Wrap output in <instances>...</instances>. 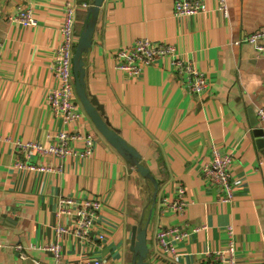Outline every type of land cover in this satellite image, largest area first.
<instances>
[{
  "label": "crops",
  "instance_id": "0c3cea01",
  "mask_svg": "<svg viewBox=\"0 0 264 264\" xmlns=\"http://www.w3.org/2000/svg\"><path fill=\"white\" fill-rule=\"evenodd\" d=\"M93 2L0 0V264H57L47 247L52 243L61 244V262L134 264L132 230L139 224L147 225L151 264H205L231 237L237 264H264V149L254 132L264 128L257 115L264 105V54L242 41L264 27V0H227L228 16L220 0H203V9L184 19L174 16V0L103 1L92 44L82 55L86 89L102 104L103 117L139 152L152 178L107 140L83 106L68 126L48 103L56 84L50 65L66 9L75 7L78 43ZM20 7L32 9L35 26L12 21ZM141 37L177 46L205 72L208 87L190 93L167 58L138 78L117 70L115 53ZM64 130L90 134L91 155H80L81 141L64 156L26 154L19 145L56 144ZM213 143L233 153L238 185L230 202L220 201L224 192L202 172ZM24 156L51 170L19 167ZM180 186L185 212L161 206L163 197L177 198ZM61 196L102 202L92 236L56 232L58 221L70 224L69 217L59 220L56 214ZM174 225L188 236L175 241L172 257L162 251L157 233Z\"/></svg>",
  "mask_w": 264,
  "mask_h": 264
},
{
  "label": "built area",
  "instance_id": "2783aa9c",
  "mask_svg": "<svg viewBox=\"0 0 264 264\" xmlns=\"http://www.w3.org/2000/svg\"><path fill=\"white\" fill-rule=\"evenodd\" d=\"M203 0H174V16L177 19H184L196 14L203 9ZM88 6L87 3H84ZM219 9L228 16L229 10L227 0H220ZM12 21L22 24L25 27L35 26L37 20L31 8L20 7L12 17ZM76 10L75 7H68L64 14L60 32L62 40L54 49L53 60L51 62L52 73L56 79V84L50 88L47 100L50 104L52 114L61 118L68 126L75 123L81 116L82 105L77 97L75 88V78L73 71V56L77 44L75 35ZM242 41H246L254 46L260 54H264V27L246 34ZM167 58L177 75L183 80L186 88L192 94H198L208 87V77L204 71L199 69L191 59H184L178 51L177 46L166 41L153 42V40L141 37L133 44L119 49L115 53V67L119 71L128 73L130 76L138 78L144 69L157 60ZM257 115L264 120V105L257 108ZM56 144L49 146L40 142H19L20 147L26 150V154L39 152L43 154L68 155L75 152L73 142H83L84 149L80 152L82 157H89L93 150V141L90 134L64 130L58 133ZM25 158V156H24ZM233 153L232 151H222L216 143L211 144V158L202 169L203 175L211 182L220 186L223 195L220 201L230 202L235 196V187L238 180L232 171ZM17 165L27 170H51V165L36 164L28 162L27 158L18 161ZM161 206H172L179 213H184L187 201L184 198V189L178 188L176 199L163 197ZM102 209V202L96 198L78 199L72 196H61L58 199L57 217L60 220L64 216L70 218V224L58 221L55 230L58 234L73 233L80 238L87 239L92 236L93 225L99 217ZM229 233L233 231L228 228ZM188 236V231L179 226H166L158 233V241L162 251L169 256H176V240H183ZM99 238H103L99 234ZM55 255L57 264H105L103 261H83V262H61V244L52 243L47 246ZM236 243L228 240L227 244L217 249L210 260L205 264H237Z\"/></svg>",
  "mask_w": 264,
  "mask_h": 264
},
{
  "label": "water",
  "instance_id": "95a60500",
  "mask_svg": "<svg viewBox=\"0 0 264 264\" xmlns=\"http://www.w3.org/2000/svg\"><path fill=\"white\" fill-rule=\"evenodd\" d=\"M103 1L104 0H94L93 5L89 8L84 28L75 47L73 56V71L76 93L85 111L107 140H109L116 148L121 150L126 157L137 166L141 174L152 178L149 168L140 162L139 152L120 135L118 129L112 127L108 120L103 117L102 104L98 101L96 96L90 95L86 89L85 68L82 55L92 44V34L94 32L98 13ZM251 114L253 124L256 125L258 119L255 111L251 110ZM254 132L257 136L256 142L258 147L264 149V128L256 127ZM157 190L158 188L156 186V196ZM132 248L134 250V264H151V262L147 260L149 252V246L147 243V225L144 227H142V224L133 226Z\"/></svg>",
  "mask_w": 264,
  "mask_h": 264
},
{
  "label": "bare ground",
  "instance_id": "6f19581e",
  "mask_svg": "<svg viewBox=\"0 0 264 264\" xmlns=\"http://www.w3.org/2000/svg\"><path fill=\"white\" fill-rule=\"evenodd\" d=\"M78 97V96H77ZM78 99H79V97H78Z\"/></svg>",
  "mask_w": 264,
  "mask_h": 264
}]
</instances>
